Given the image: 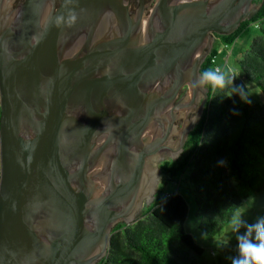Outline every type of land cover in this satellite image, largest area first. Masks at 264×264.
Wrapping results in <instances>:
<instances>
[{"label": "water", "instance_id": "95a60500", "mask_svg": "<svg viewBox=\"0 0 264 264\" xmlns=\"http://www.w3.org/2000/svg\"><path fill=\"white\" fill-rule=\"evenodd\" d=\"M128 1L0 0V264L103 260L203 113L194 83L214 35L257 10L140 0L130 14Z\"/></svg>", "mask_w": 264, "mask_h": 264}, {"label": "trees", "instance_id": "16d2710c", "mask_svg": "<svg viewBox=\"0 0 264 264\" xmlns=\"http://www.w3.org/2000/svg\"><path fill=\"white\" fill-rule=\"evenodd\" d=\"M260 35L237 60L234 85H255L264 100V7L253 21ZM242 32L225 37L232 42ZM213 56V53H212ZM210 58L202 66L209 68ZM227 96L231 86L214 88L204 116L189 136L191 170L188 180L196 203L195 223L205 239L230 229V217L255 193H264V101ZM223 161V163H221ZM187 206L169 194L145 210L131 225L118 224L110 235L108 253L98 264H218L185 231Z\"/></svg>", "mask_w": 264, "mask_h": 264}, {"label": "rangeland", "instance_id": "374dc122", "mask_svg": "<svg viewBox=\"0 0 264 264\" xmlns=\"http://www.w3.org/2000/svg\"><path fill=\"white\" fill-rule=\"evenodd\" d=\"M260 21H252L245 29L233 40L216 43L213 50L212 66L220 68L228 77L230 74L239 75L237 60L249 48L253 38L260 35ZM251 98L262 103L264 100L258 88L253 85L245 84ZM191 147L192 143L188 140L183 153L176 162L165 160L160 164V181L158 182L155 201L161 200L169 194L180 195L187 206V214L184 221L185 231L192 239L203 249V255L209 261L218 264H231V259L237 254L236 234L231 233L230 229H224L220 235L214 239H205L198 231L195 223L196 203L193 194V188L188 180L191 170ZM162 169V173H161ZM146 204L144 210L151 207L154 202ZM247 209L244 219L249 223H255L260 217H264V193H255L246 201ZM245 210V209H244ZM244 229H241V233Z\"/></svg>", "mask_w": 264, "mask_h": 264}, {"label": "clouds", "instance_id": "9594fccd", "mask_svg": "<svg viewBox=\"0 0 264 264\" xmlns=\"http://www.w3.org/2000/svg\"><path fill=\"white\" fill-rule=\"evenodd\" d=\"M75 16L69 19L74 22ZM235 77H227L220 68L206 69L200 73L194 86H211L212 88L225 89L231 86V92L227 96L238 94L242 101H248V94L245 86L234 85ZM223 163V161H221ZM243 207L237 210L230 217L231 233L236 234L237 254L231 259V264H264V217H260L255 223H249L244 219L245 210ZM241 229L244 231L241 233Z\"/></svg>", "mask_w": 264, "mask_h": 264}, {"label": "flooded vegetation", "instance_id": "af4514ba", "mask_svg": "<svg viewBox=\"0 0 264 264\" xmlns=\"http://www.w3.org/2000/svg\"><path fill=\"white\" fill-rule=\"evenodd\" d=\"M18 0H15V3L17 2ZM139 1L140 0H129L128 1V7H129V13L131 14V13H135L136 12V10L138 9V7H139ZM59 2H60V0H55V6H57L58 4H59ZM156 2V0H141V4H143V6H147L146 8H145V12H147V10H148V8L149 7H152L153 5H154V3ZM153 4V5H152ZM252 7H257V10H256V12H255V14H253V16L249 19V20H246V21H244V22H242L241 24H240V27L234 32V33H232L231 35H233V34H235L238 30H244L245 29V27L247 26V25H249V23L250 22H252L253 20H254V18L259 14V12L262 10V8L264 7V0H253L252 1ZM231 35H228V36H231ZM228 36H224V35H222V36H218V35H214V38H215V40H214V44H213V48H214V46L216 45V43H221L222 41H225V37H228ZM213 50L214 49H212V51H211V53H210V55L207 57V59L208 58H210L211 56H212V53H213ZM206 59V60H207ZM203 66V65H202ZM201 72H203L202 71V68H201V70H200ZM206 88H207V93H206V101H205V103H204V107H203V113H202V115L200 116V118H199V120H198V122H197V124L193 127V129H192V131H191V133L189 134V136L195 131V129L199 126V124H200V122H201V120H202V118H203V116H204V112H205V110H206V108L208 107L207 106V104H208V102H209V98H210V86H207L206 85ZM184 93L182 92L181 93V95H183ZM200 101H199V103H198V106L196 107L197 108V113H198V111H199V106H200ZM197 114H195V111L190 115V118H195V116H196ZM182 120L181 121H179L177 124H178V126L179 127H181L182 126ZM189 136H188V138H187V141L189 140ZM187 141H186V143H187ZM186 143H185V145H184V149H185V146H186ZM161 173H162V169H161Z\"/></svg>", "mask_w": 264, "mask_h": 264}, {"label": "built area", "instance_id": "2783aa9c", "mask_svg": "<svg viewBox=\"0 0 264 264\" xmlns=\"http://www.w3.org/2000/svg\"><path fill=\"white\" fill-rule=\"evenodd\" d=\"M212 57H213V56L210 57V65H209V68H208V69H215V68H216V67H213L212 64H211V62H212ZM228 77H229V78L233 77V74H230ZM213 91H214V88H212V87L210 86V98H211V96H212V94H213Z\"/></svg>", "mask_w": 264, "mask_h": 264}]
</instances>
